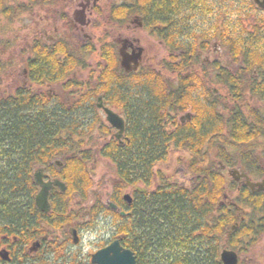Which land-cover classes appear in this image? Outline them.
I'll return each mask as SVG.
<instances>
[{
    "label": "flooded vegetation",
    "instance_id": "1",
    "mask_svg": "<svg viewBox=\"0 0 264 264\" xmlns=\"http://www.w3.org/2000/svg\"><path fill=\"white\" fill-rule=\"evenodd\" d=\"M26 1L33 6L32 9L35 7L46 8L57 3L61 5V8L58 6L61 10L56 12L58 21L53 22H60L64 26L66 24V29H68L59 34L61 36L59 41L62 43V40L67 39V42L63 43L68 46L69 50L72 49L71 46L73 48L75 46V51H70L71 53L85 55L98 51L103 55L101 48H104L103 45L106 44H108L110 52L114 48L118 57L119 49L123 45L130 54L138 53L141 49L140 67L137 71L130 73L144 69V65L147 64L144 60L146 48L142 44L143 33L146 32L151 37L158 38L167 55L162 63L163 69L152 70L160 78L163 77L166 84L161 82L164 90L182 93L181 103L178 107L173 108V106L167 105L160 114V119L163 120L161 125L166 131L165 149L170 152L185 150L191 158L187 160H190L188 162L189 169L197 166L199 170L201 167L199 163L206 159L194 156L192 152L193 150L196 152L203 150L202 135L209 142L204 148L206 152L209 151L207 153H211V151L218 153V150H224L219 157L218 165H205L206 168H211V174H208L207 178H202L191 169L193 177L187 181L178 182L163 170L167 177L166 181L191 189L206 179V182H210V189L213 190L217 175L214 179L211 176L213 173H218L225 186L218 202L219 207L233 205L239 210L238 219L244 222L250 219L255 212L257 215L262 212L264 216V6H259L254 0H167L166 11H164L167 15L145 20L142 15L136 12V4L132 0H120L119 4L113 6L109 18V27L112 29V33L115 31L119 34L112 38L110 37L112 33H109L110 36L107 40L111 42L101 44L98 41L97 44H94L95 37L91 36L88 30L95 27L92 16L98 13L101 0ZM154 1L151 0V3ZM260 1L264 4V0ZM129 3L133 9L127 8ZM116 6L118 7L116 8ZM121 6L125 7L124 11ZM123 14L128 16L125 17ZM48 17L52 19L51 15ZM58 29L55 28V34ZM55 34L51 35L54 39L52 43L45 42L46 39L40 35L44 42L38 41L35 45L54 46L56 42H59V38L55 39ZM34 54L32 44L28 58L22 57L21 59L22 84L12 94L9 91L2 93L0 101L9 95L31 92L32 95L42 97L43 100H49V105L56 104L57 99L64 104L62 98L54 97L53 91H43L44 87L50 88L56 83H63L67 88L78 90L72 94L74 99L72 104L67 106L72 112H77L79 117L82 116L83 126L82 130L76 131V135L65 137L67 141L62 146L51 144L43 146L42 150L69 151L55 152L54 156L51 155L44 163L37 165L33 174L35 176L36 173H40L43 182L59 179L65 184V190L56 185L51 187L48 194L51 208L49 212L44 213L55 216L54 212L58 211L56 204L58 202L65 204V213L63 211V214L59 213V215L67 214L71 218L72 224L63 225L61 229H55L56 223L49 225L47 229L50 233L39 240H34L27 248L21 245V257L24 258L27 251L30 254L28 258L37 264H39L38 256L40 255H44L47 264H70L69 258L66 260L56 257L59 254L67 256L75 254L82 259L83 264H93L92 255L98 250L108 247L113 240L119 238L121 246L132 250L136 262L139 264L138 258L142 253L123 244V235H120L115 228L111 232L110 238L101 237L103 240L92 248V252L85 255L69 251L71 246H79L84 232L96 225H104L103 227L108 232L112 225H115L116 215L133 216L129 207L135 203L134 193L139 188H147L143 183L130 186L132 187L131 203L124 198L125 195H123V202L114 201L113 192H107L105 201L97 199V197L93 198L88 195L89 193L85 196L77 192L74 194L67 192L69 186L65 177L69 172L68 168L74 166L73 163L78 164L77 159H82L83 153L94 150L92 152L93 161H91L94 162L97 160L99 150L101 154V150L122 149L131 142L130 137H133V134L130 133V136L128 134V106L120 102L117 95L112 97L113 87L118 82L114 80L115 77L108 79L103 76L101 80L100 75L94 83L86 80L83 81L84 84L75 83L73 77L76 76L75 70L79 68L78 65L61 80L44 74L40 80L35 81L32 73L34 70L31 68L33 66L30 63L32 58L34 59ZM85 66L82 64V68ZM104 69H108L107 64ZM69 84L73 85L68 86ZM154 84L159 83L155 82ZM82 85L83 87H81ZM32 86H37L38 89L35 90ZM104 108L112 110L124 119L125 129L121 137H118L120 129L108 121V115ZM238 126L250 129L255 138L247 143H242V145H235L228 149L222 148L218 143L224 141L225 136L234 134ZM97 127L98 129H95ZM100 128L103 133L98 132ZM170 152L162 162L167 160ZM155 183L156 186L152 188ZM159 183L160 180L155 178L150 189L156 190ZM34 184L33 193L36 204V195L41 191V186L35 182V179ZM77 191L79 192V190ZM205 200L209 201L207 196H205ZM248 202L255 203L262 211L256 210V206L254 209L248 205ZM112 203L117 206L116 209L111 208ZM211 211L212 214L207 222H213V217L218 209L214 207ZM251 211L254 214L250 213ZM134 213H136L135 208ZM247 224L248 222H245V225ZM71 229L76 230L78 242L74 241ZM235 229L236 227H230L227 230V235H231ZM246 229L247 233L242 239L243 246L234 250L238 254L240 264H242L240 256L249 250V246L246 244H249V240L252 239L251 235L254 233L253 230L250 231L251 228L248 225ZM211 238L214 237L211 235ZM42 240H57L60 243H46ZM37 241L40 242L38 250L30 251L32 244ZM224 249L233 250L225 243L221 245L219 258L222 264L224 263L221 253ZM216 261L217 258H215Z\"/></svg>",
    "mask_w": 264,
    "mask_h": 264
},
{
    "label": "trees",
    "instance_id": "2",
    "mask_svg": "<svg viewBox=\"0 0 264 264\" xmlns=\"http://www.w3.org/2000/svg\"><path fill=\"white\" fill-rule=\"evenodd\" d=\"M132 1L136 4V12L145 20L167 15L164 12L167 0H155L152 3L151 0ZM128 7L133 6L129 3ZM124 8L121 7L123 11ZM13 10L7 0H0V15L10 16ZM103 46L101 49L106 63L113 65V72L117 74L114 80L118 83L113 87L112 97L117 95L118 100L128 106V134H133L130 137L131 142L125 148L101 150V155L109 158L117 169L113 199L123 202L127 187L137 183L147 186L134 193L135 203L129 207L133 216L123 217L118 214L114 217L115 229L123 235V244L142 253L138 258L139 264H222L219 258L221 245L225 243L237 250L239 246H243L242 239L247 229L245 222L238 219L239 210L233 205L219 207L218 202L225 190L219 174L213 173L211 176L214 179L217 175L214 180L216 190L210 189V182H206V179L187 189L179 184H170L166 181L165 172L155 169L157 163L162 162L170 152L164 146L166 131L161 125L163 120L160 119V114L167 105L178 107L182 93L164 90L158 79L160 76L154 74L155 72L148 73L142 69L126 74L120 68L119 57L114 48L110 52L108 44ZM33 50L35 60L32 58L30 63L35 81L40 80L44 74L61 80L80 64L76 54L71 53L62 43L55 48L36 44ZM58 52H64L65 57L62 58ZM104 76L108 78L107 75ZM133 77L137 79L134 80ZM155 82L159 84H154ZM46 100L32 95L31 92H22L6 96L0 101V250L6 248L11 256L10 261L0 258V264H37L28 258L30 254L27 251L24 258L21 257V245L27 248L34 240L50 233L47 228L53 223H56L55 229L72 224L67 214L59 215L64 211L65 204H56L59 212L56 210L55 216L37 208L33 193V174L35 167L44 163L51 155L69 151L42 148L49 144H65V137L74 136L77 130H82L83 118L59 99L53 105H49V100ZM236 129L234 134L225 136L224 141L218 143L222 148L242 145L255 138L250 129L244 126ZM202 137L203 150H193L192 153L204 159L210 153L204 150L209 142L205 136ZM223 151L218 150L220 157ZM83 155L82 159H77L78 164L71 160L74 166L68 168L65 178L68 180V193L77 192L86 196L92 178L88 163L93 161V154L88 151ZM204 162L205 160H201L199 163L200 170L197 166L191 169L202 178H207L211 174V168H206ZM155 178L160 183L156 190H152L150 185ZM205 196L209 201L205 200ZM248 203L262 211L255 203ZM214 207L218 211L213 222H207ZM259 214H254L249 226L250 231H254L251 235L254 241L264 233V216L262 212ZM235 224L236 229L231 235H227V230ZM42 241L60 243L57 240ZM38 258L39 264H47L44 255ZM56 258H69L70 264H83L82 259L75 254H59Z\"/></svg>",
    "mask_w": 264,
    "mask_h": 264
},
{
    "label": "rangeland",
    "instance_id": "3",
    "mask_svg": "<svg viewBox=\"0 0 264 264\" xmlns=\"http://www.w3.org/2000/svg\"><path fill=\"white\" fill-rule=\"evenodd\" d=\"M119 2L120 0H101L98 7V13H95L92 16L95 27L94 29L88 30V33L95 37V40H93L94 44H97L98 41H100L101 44L111 42L107 40L110 36L109 33H112V29L109 27L110 11L113 9V6L115 4H119ZM7 3L14 9V12L12 11L10 16L0 15V96H2V93L5 91H9L12 94V92H14L16 88L22 84L21 59L22 57L28 58L30 55V46L32 44L34 48L36 42L43 41L40 35H43L46 39L44 40L45 42L52 43L54 39L51 35L55 34V28H59L57 34H55V39L59 38L58 41L61 40V36L59 34L64 33V31L68 29H66V24L64 26L61 25L60 22L55 23L58 21L56 12L61 10V5L59 3H57L58 5L53 4L46 8L35 7L34 9H32L33 6L30 3H27L26 0H7ZM22 4L25 7H22ZM117 7L118 6H116V8ZM49 15H51L52 19L48 17ZM123 15L125 17L128 16L126 14ZM43 17L44 19H42ZM45 31H47L48 34L45 33ZM117 34L119 33L113 31L112 36L110 37L114 38ZM66 40L67 39L62 40V43L64 41L67 42ZM59 44H61V41L56 42L52 47L55 48V46ZM142 44L146 48L144 60L147 64L144 65V69L149 70L148 73L154 72L152 69L156 71L163 69L162 63L166 58L167 52L162 43L159 42V39L153 38L148 33L144 32ZM64 45L68 48L66 44ZM71 48V50H69V48L68 50L74 52L75 46L74 48L71 46ZM75 54L80 61V64L78 65L79 68L75 70L76 76L73 77V81H75V83L81 82L84 84V80L94 83L100 75L101 80L104 75H107L108 79L114 78L112 75H115V72H113L115 67L106 63L105 57L101 55V52L99 53L98 51H95L92 54L85 55L78 53ZM59 55L62 56V58L65 57L64 54L59 53ZM82 64H85L86 66L82 68ZM106 64L108 69H104ZM107 71H109V73H107ZM155 77H157V75ZM133 79L135 80L137 78L133 77ZM159 82H163L165 84L163 77L159 79ZM32 87L35 90L38 89L37 86ZM81 87H83V85ZM43 91H53L54 97L62 98L65 105H71L74 101L72 94L78 92V90L67 88L63 83H56L50 86V88L44 87ZM78 97L79 95L77 98ZM99 120L102 122L101 119ZM95 129H98V127ZM98 132L103 133L101 128ZM90 151L93 152L94 150ZM99 151L97 153V160L90 162L88 166L89 169H91L92 178L91 186L87 189L89 194H87L93 198L97 197V199L105 201L104 198L106 197L107 192L115 191V180L118 175L114 163L107 158L102 157ZM219 157V153L211 151L209 155L204 157V159H206L204 165L210 166L211 163L218 165L220 160ZM188 158H190V155L185 152V150H172L167 160L159 163L155 169L164 170L167 174L171 175L175 181H187L193 177L191 174L192 170L189 169L188 162L190 160L187 161ZM155 186L156 183L152 186V188ZM126 194H132V187H127L124 190L123 195ZM250 213H252V211ZM252 217H254V215ZM252 217L245 221L248 222V226L251 225L250 222ZM103 226L104 225H96L87 232H84L81 244L77 247L71 246L69 251L79 252L85 255L92 252V248L103 240L101 237L104 236L106 239L110 238L109 236L115 228V225H112L110 231L107 232L106 228ZM246 245L249 246V250L241 254L240 257L242 258V264H264V234L260 235L258 240L256 239L254 241L250 239L249 244Z\"/></svg>",
    "mask_w": 264,
    "mask_h": 264
},
{
    "label": "water",
    "instance_id": "4",
    "mask_svg": "<svg viewBox=\"0 0 264 264\" xmlns=\"http://www.w3.org/2000/svg\"><path fill=\"white\" fill-rule=\"evenodd\" d=\"M259 6H264L263 2L260 0H254ZM120 56V64L126 73H130L132 71L138 70L140 66V62L142 59V50L135 54H130L127 52L126 47L123 45L119 49ZM107 113L108 121L115 127L120 129L118 137H121L124 129L125 122L122 117H120L117 113L113 112L108 108H104ZM35 182L41 186V191L36 195V205L43 212L50 211V203L48 200L49 190L52 186L56 185L60 187L62 190H65V184L61 182L59 179L50 182H43L42 176L40 173H36ZM262 185V184H260ZM124 198L131 203L132 197L129 194H126ZM112 209H116L117 206L113 203L111 204ZM235 228V226L233 227ZM71 233L74 236V241L78 242V238L76 235V230L71 229ZM40 247V242H34L30 248V251L34 252L38 250ZM0 258L6 261L11 260L10 251L6 248L0 250ZM221 259L224 264H240L239 257L236 251L224 249L221 253ZM92 263L93 264H137L136 257L134 253L130 249L123 248L121 246V240L115 239L111 242L108 247L102 248L95 252L92 255Z\"/></svg>",
    "mask_w": 264,
    "mask_h": 264
}]
</instances>
